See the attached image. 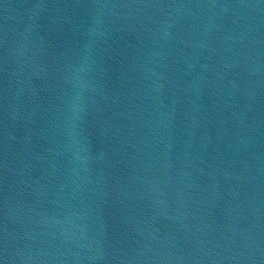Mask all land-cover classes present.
<instances>
[{
  "label": "water",
  "instance_id": "95a60500",
  "mask_svg": "<svg viewBox=\"0 0 264 264\" xmlns=\"http://www.w3.org/2000/svg\"><path fill=\"white\" fill-rule=\"evenodd\" d=\"M0 264H264V0H0Z\"/></svg>",
  "mask_w": 264,
  "mask_h": 264
}]
</instances>
